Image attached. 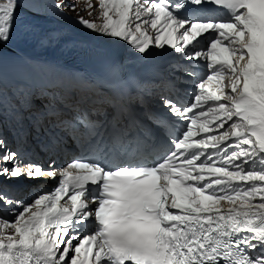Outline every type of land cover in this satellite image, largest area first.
I'll return each instance as SVG.
<instances>
[{"label": "snow or ice", "instance_id": "snow-or-ice-1", "mask_svg": "<svg viewBox=\"0 0 264 264\" xmlns=\"http://www.w3.org/2000/svg\"><path fill=\"white\" fill-rule=\"evenodd\" d=\"M18 7L0 2V44ZM94 8L102 23L81 17L87 28L197 65L179 69L196 81L189 104L162 97L185 127L148 116L158 132L147 131L120 65L62 84L33 119L52 149L70 139L82 155L59 169L0 155V177L57 181L31 204L0 188L14 217L0 216V264H264V0H85Z\"/></svg>", "mask_w": 264, "mask_h": 264}, {"label": "bare ground", "instance_id": "bare-ground-1", "mask_svg": "<svg viewBox=\"0 0 264 264\" xmlns=\"http://www.w3.org/2000/svg\"><path fill=\"white\" fill-rule=\"evenodd\" d=\"M0 2H7V0H0ZM28 10L20 5L17 8L16 20L7 45L37 61L41 60L44 63L53 60L69 61L78 66H83L84 69L90 68L91 71L98 72L112 57H114L113 65H120L123 68L129 63H140L139 61L143 57H146L149 61L151 54L155 52L154 47H152L147 54H140L135 51L133 54L136 56L135 59H131L132 57L123 58L122 53L126 46L119 42V39L110 41L109 39L112 37L104 34H100V36L94 30L85 29L84 24H79L67 14L62 13L63 15L57 17L55 13L50 12L49 8L38 9L39 11L34 10V13ZM39 12L40 14H38ZM47 13H51L50 16H55V18L45 16ZM40 25H46L49 28L42 29ZM78 29L81 30V33L74 32ZM0 48H2L1 45ZM54 57L58 59H54ZM146 66L142 67L143 74L148 73L150 70ZM4 77L5 80L15 79L19 81L23 79L31 80L36 75L28 71L19 62L0 55V78ZM21 180L22 178L15 179V181ZM3 217L14 218L10 211H7L6 216ZM7 231L12 232V229Z\"/></svg>", "mask_w": 264, "mask_h": 264}, {"label": "rangeland", "instance_id": "rangeland-1", "mask_svg": "<svg viewBox=\"0 0 264 264\" xmlns=\"http://www.w3.org/2000/svg\"><path fill=\"white\" fill-rule=\"evenodd\" d=\"M89 2L92 3L93 5H95L97 3V0L96 1L95 0H89ZM57 3H59L61 5L60 8L55 7V5ZM73 4H76L75 10H73V8H72ZM19 5L23 8H25L26 10L29 9L30 12L32 11V13H34L33 12L34 10H38V9L42 10V9H48L49 8L51 13L56 14L55 16L58 17V15L61 16V15H63L62 13H64V14H67L69 17H71L74 21L79 22V24H82L80 22L81 17H83L84 20L93 21L96 24L102 23V20H101L102 16H101V11L99 8L92 9L91 14H89V11L83 10L85 8V0H19ZM51 13H47L45 16H47L49 18H55V16L54 17L50 16ZM38 14H40V12ZM40 26L42 29H46V28L48 29L49 28V26H46V25H40ZM72 27H75V26H72ZM75 28H78V27H75ZM74 32L75 33H81V30L78 29V30H75ZM112 39H119V38H112ZM119 42H122V44H124L125 46H131L128 42L122 41L121 39H119ZM130 48L134 49L133 46H131ZM4 102H6V101L4 100ZM8 232H10V231H8Z\"/></svg>", "mask_w": 264, "mask_h": 264}]
</instances>
